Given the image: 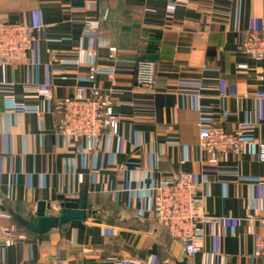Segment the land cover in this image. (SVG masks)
I'll return each mask as SVG.
<instances>
[{
  "label": "crops",
  "instance_id": "obj_1",
  "mask_svg": "<svg viewBox=\"0 0 264 264\" xmlns=\"http://www.w3.org/2000/svg\"><path fill=\"white\" fill-rule=\"evenodd\" d=\"M0 13L42 25L28 61L0 64V264H261L259 223L249 217H264V58L240 42L264 26V0H0ZM80 49L115 69L96 83L112 98L119 129L91 152L57 132L60 116L46 98L89 83L88 63L52 57L78 59ZM140 60L155 63L151 86L136 81ZM200 120L254 127L241 153L214 161L199 146ZM175 172L191 173L205 213L220 217L205 225L193 256L153 210L152 186ZM39 201L46 214L65 201L85 202L90 213L39 235L16 219L28 221Z\"/></svg>",
  "mask_w": 264,
  "mask_h": 264
},
{
  "label": "built area",
  "instance_id": "obj_2",
  "mask_svg": "<svg viewBox=\"0 0 264 264\" xmlns=\"http://www.w3.org/2000/svg\"><path fill=\"white\" fill-rule=\"evenodd\" d=\"M88 28L98 29L99 21H90ZM41 29L42 25L38 24L9 22L0 13V64L12 59L28 61V53L37 41ZM240 48L250 57L264 58V26L244 31ZM116 50V47H110L112 57ZM52 57L64 63H88L87 85H78L71 95L56 99L49 93L46 98L49 102L54 101L60 116L57 132L74 142L84 143L86 150L94 151L104 133L115 134L119 129L120 120L114 110L113 100L96 83L99 73H114L115 69L97 64L92 51L84 49H80L78 59H58L54 54ZM237 67L246 69L248 65L240 63ZM259 78L263 79L264 76L259 75ZM136 81L145 86L155 83L156 66L153 61H138ZM4 96L24 111L42 114L39 104L20 102L12 93ZM198 126L199 146L214 161L223 155L241 153L248 142L246 132L254 127L251 123L237 121L227 128L215 121L204 120H200ZM257 159L264 162V142L258 145ZM151 195L153 210L159 222L182 243L185 254L193 256L201 252L205 243V225L220 220V217L205 213L202 185L194 181L191 173L175 172L152 186ZM249 219L259 223V229L254 233V253L260 263L264 264V217L250 215Z\"/></svg>",
  "mask_w": 264,
  "mask_h": 264
},
{
  "label": "water",
  "instance_id": "obj_3",
  "mask_svg": "<svg viewBox=\"0 0 264 264\" xmlns=\"http://www.w3.org/2000/svg\"><path fill=\"white\" fill-rule=\"evenodd\" d=\"M46 202L39 201L36 209L26 210L29 220L26 225L38 234H43L52 228H61L65 223L80 219L85 220L90 211L85 202L65 201L60 203V209L57 214H46ZM180 264H189L187 258L180 261Z\"/></svg>",
  "mask_w": 264,
  "mask_h": 264
},
{
  "label": "trees",
  "instance_id": "obj_4",
  "mask_svg": "<svg viewBox=\"0 0 264 264\" xmlns=\"http://www.w3.org/2000/svg\"><path fill=\"white\" fill-rule=\"evenodd\" d=\"M16 219H18V221H20V223H21L25 228H27V229H29L30 231L34 232L32 229H30V228L26 225V223H25V221H24V217L16 216ZM34 233H36V232H34ZM39 235H43V234H39Z\"/></svg>",
  "mask_w": 264,
  "mask_h": 264
}]
</instances>
